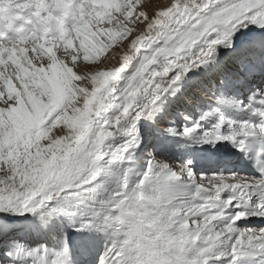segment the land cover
<instances>
[{
	"label": "snow or ice",
	"instance_id": "6c2138e0",
	"mask_svg": "<svg viewBox=\"0 0 264 264\" xmlns=\"http://www.w3.org/2000/svg\"><path fill=\"white\" fill-rule=\"evenodd\" d=\"M0 14V212L41 219L61 214L50 202H79L102 186L98 178L131 161L139 121L151 119L189 71L231 48L240 28L264 29V0H0ZM236 107L261 122L236 124L217 108L199 116L220 113L211 130L198 132L197 122L166 131L189 147L227 141L246 152L237 138H264V95ZM191 164L152 156L134 186L127 171L120 177L75 228L116 237L98 264H214L225 256L236 264L257 254L264 264V227L238 225L264 218V142L260 178L198 176ZM234 201L241 210L226 213ZM23 247L9 253L12 264H72L66 233L52 250Z\"/></svg>",
	"mask_w": 264,
	"mask_h": 264
},
{
	"label": "rangeland",
	"instance_id": "374dc122",
	"mask_svg": "<svg viewBox=\"0 0 264 264\" xmlns=\"http://www.w3.org/2000/svg\"><path fill=\"white\" fill-rule=\"evenodd\" d=\"M61 2L62 3H66V4H71L73 2V0H61ZM42 15H43V13H42ZM254 26H255V28H258V26H256V25H254ZM254 26H251L249 24L246 28H244V27H243V29L240 28L236 32V34H235V36L233 38L234 39V43H235L233 45L238 46L240 43L237 40H239L241 38L243 39L244 37H246V35L249 34L248 33L249 29L251 27H254ZM251 29H253V28H251ZM239 46L242 47V45H239ZM224 49H226V50H224ZM230 49L233 52H230ZM225 51H227L229 54L230 53H234V52H236V53L238 52V50H236V48L233 49V46H232V48H221V49L219 48L218 49V53L216 55V57H218L217 59H221L222 58V54ZM219 53H221V54H219ZM225 55H228V54H225ZM225 55H223V56H225ZM243 56H245L244 53H243V55H241L240 58H242ZM226 59L227 60L225 62L223 61V59L219 60V62L222 61L220 63H222L223 65L220 64L219 66H217L216 64H218V63H214V61H213V64H212V62H210L208 65L205 66V67H208V68L207 69L206 68L203 69V71L201 70V73H199V75H198V73H192L194 75V77H193V76H191L192 74H190V75L186 74L187 76L185 75V77H183L184 79L182 78V80L179 81L180 83H178L177 86H175V88L173 89V90H175V92H173L170 96H173L174 93H176V92L181 94V95H183L184 92H185V95H190L192 93L191 94L192 96H191V98H180V99H174V100L171 101V104H174V103H177V102H179V103L182 102V103L179 104L181 109H180L178 115H180V116L183 115V114L186 115L187 112H189L191 110L190 109L191 108V103L194 102V101L196 102L199 99L198 98L199 96L196 93L197 91H201L202 90L201 91L202 93L208 94L207 97L210 96V98L214 99V97L211 96V94H209L208 91H212L213 87L215 86V84L218 83V81H219V83L220 82L222 83V84L220 83L221 85L218 83L219 84V95L221 96V98H223V97L225 98L226 90L224 91L223 88L226 85L227 81H223L221 79H216V78H217L218 75L227 74L229 72V70H231L232 68H234L236 66L237 67L239 66V59H236V57L231 56V57L226 58ZM135 67H136V65H134L133 68L127 72L125 77L127 75H130L135 70ZM203 74H205V75H203ZM195 75H197V76H195ZM188 77H190L191 79L188 78ZM213 79H214V81H212ZM203 83L207 84L208 86L204 88L203 87ZM165 95L167 96L169 94L167 93ZM175 97H178V96H175ZM192 98L195 99V100H193ZM167 99H169V97H167ZM188 99H190V101ZM162 100H163V98H162ZM224 100L228 101L226 99H224ZM199 103H201V100L199 101ZM183 104H185L186 106L183 105ZM185 107H188V111L186 110ZM243 107H245V106H243ZM170 111L174 112L175 110L173 109V110H170ZM173 112L172 113L170 112V114H165V116L163 117V121H167L170 118H172ZM225 116H227V114H225ZM236 116H237V113H236ZM181 117L184 118L183 116H181ZM228 117H229V115H228ZM160 121H161L160 119L158 121H156L159 124V126H156L157 124L155 122L156 125H154V126H156V127L147 125L148 122L144 121V118H142L139 121L140 124L138 123V125H137L139 133H141V131H144L146 129L145 131L149 132L148 133L149 135L147 136V139H143L142 138L143 135L140 136L141 145L136 150V152H135V154H134V156H133L131 161H129L127 163H123L121 165V167L119 168V170H114L113 174L107 175V176H102L101 179H98L95 182V184H101L102 185L101 187L97 188L94 193H91L92 196L93 195L95 196V197L94 196L93 197L97 201V203L99 202L98 205H95V206L87 205V204H85L83 198L79 202H76V201L64 202L62 199H60V200H57L55 203L50 205L49 208H55V209L58 210L59 213H61V215H65L66 216V220L62 221L61 217L58 218V221L51 219L52 222L54 221L52 223L51 220H50L49 224L51 226L48 225L47 221H44V226L46 228L47 241L46 240H41L39 243H37L35 245H32L30 247L29 246V242L27 241L29 239H24L22 237H18V236H16V234L14 232L12 234H10V235L9 234L2 235V233L5 232V230L2 229L3 227H0V262L2 261L4 255H5V260L6 261H5L4 264H11V260L13 259V256L9 255V253L10 252L11 253H15V251L17 250L16 249V244H20V245L24 246L23 249H20V251H22L25 254H27L31 250L38 249L40 247V245H47L49 250L55 249L57 247V239L59 237H61L62 234L66 233L68 231L71 232L70 236L68 237L69 238V242L71 243L73 241L72 244H75V241H76V245L75 246H70V248L73 247V249L71 250V254L73 252L74 255H76V256H79L78 253L81 252V251H85L86 255H88L89 253L93 255V247L91 245H88V239L90 238V235L93 236V238H97L99 235L102 234V238H104V240H102L101 237L97 240L98 244H100L102 242L99 245L101 247V249L103 250L102 252H104L106 248L111 247L112 243L116 239V237L112 236L110 233L97 232V231L77 232L75 230V228L79 226V223L81 222V220L88 219L89 218V214L92 211L98 209L99 204L102 201L108 199L109 195L111 193H113L114 191H116L118 181H119L120 177H122L126 171L128 172L129 178H130L129 187H132V186L135 185V183L139 179L142 178V174L146 170L147 162H148L149 159L152 158V156H155L157 158H163V159L169 161L170 164L173 167H175L176 164L185 163V159H183V160L179 159V160H177V163H175L173 159L171 160L170 158H167V156H169L168 154L172 153L173 150H170V149H172L171 144L161 141V137H163V135L161 134V132L157 131L158 130L157 128L160 127V125L163 126L162 125V121L161 122ZM168 128H170V127H168ZM206 129H208V128H203L201 126V131L202 132L205 131ZM142 144H146V145H144V147L142 148ZM175 146L178 147V148L180 147L179 145H175ZM174 150H177V149H174ZM140 161H142V162H140ZM89 187H91V186H89ZM185 190H189L190 191L191 189L190 188H186ZM181 199H187V197H181ZM3 220H5V219L2 218L0 221H3ZM65 223H67V225L65 226V229L64 228L63 229L60 228L59 235H57V237H56V239L54 241L55 244L54 245L51 244V239L49 238L50 237L49 234L53 235L54 233H56V230L58 229L57 228L58 225H63L64 226ZM73 225H75V227H73ZM53 227H54V229H53ZM243 228H245V227H243ZM247 228L249 229V227H247ZM1 229H2V231H1ZM86 233H87V235L85 236ZM13 242H16V244H14ZM100 247H98L96 249V251L98 252L97 254H95L96 257L98 255L100 257L103 254V253L101 254ZM227 247H228L227 245H222L221 246V250H225ZM41 251H43V250H41ZM82 256H84L83 252H82ZM99 257H97V259H95L92 262H94V264H98ZM72 258H75V256L72 257ZM223 258H226V259L225 260H220V259H223ZM76 259H79V258H76ZM87 259H89V258H87ZM220 259L215 261L214 264H227L228 263L227 260L228 261L230 260V256L221 257ZM241 264H247V263H243L242 262ZM251 264H253V263H251Z\"/></svg>",
	"mask_w": 264,
	"mask_h": 264
},
{
	"label": "bare ground",
	"instance_id": "6f19581e",
	"mask_svg": "<svg viewBox=\"0 0 264 264\" xmlns=\"http://www.w3.org/2000/svg\"><path fill=\"white\" fill-rule=\"evenodd\" d=\"M162 2H167V0H162ZM251 26H254L253 24H250ZM244 28H246V27H244ZM251 28H253V29H251ZM250 29H249V31H248V33L249 34H247L246 35V37H244L243 39L241 38V39H239V40H237V41H239V45H242V47L241 46H236V45H233V49H235L236 48V50H238V52L237 53H239L238 55V57H241V55H243V53L241 52V50H242V48L243 47H248L250 44H255V43H252V42H254V40H253V38L254 37H264V29H262V28H260V27H258V28H255V26L254 27H251ZM243 29V28H242ZM248 30V29H247ZM243 31V30H242ZM246 34V33H245ZM256 42V41H255ZM235 44V43H234ZM232 48V47H231ZM221 49V48H220ZM224 50H226V49H224ZM229 50V49H228ZM221 52V51H220ZM230 52H233V51H231V49H230ZM223 53V52H222ZM225 54H229L227 51H225L224 52ZM222 54V56L223 55H225V54ZM234 53H236V52H234ZM242 53V54H241ZM219 54H221V53H219ZM230 54H232V53H230ZM237 57V58H238ZM227 60V59H226ZM226 60H224L223 59V61L225 62ZM216 63V62H215ZM212 64H213V62H212ZM134 65H136L135 64V62L133 63V65H131L126 71H125V73H123L122 74V76H124L125 77V75L127 74V72L129 71V70H131L132 68H133V66ZM223 65V64H222ZM207 69L208 67H205L204 65H202V66H200L199 68H194V69H192L191 71H189L188 73H187V75H190V74H192V73H198V75H199V73H201V70L203 71V69ZM215 69V68H214ZM219 70V69H218ZM230 71V70H229ZM220 73V72H219ZM186 75V76H187ZM203 75H205V74H203ZM191 76H193L194 77V75L192 74ZM195 76H197V75H195ZM185 77V76H184ZM233 77V76H232ZM188 78H190V77H188ZM184 79V78H183ZM191 79V78H190ZM182 80V79H181ZM193 80V79H192ZM186 81V80H185ZM212 81H214V79L212 80ZM211 81V82H212ZM178 83H180V82H178ZM193 83V82H192ZM204 84V83H203ZM185 85V84H184ZM183 86V85H182ZM207 87V86H206ZM207 89V88H206ZM202 91V90H201ZM194 92V91H193ZM229 92H232L231 91V88H229ZM185 93V92H184ZM183 93V94H184ZM188 93V92H187ZM186 93V94H187ZM192 94V93H191ZM201 94H203V93H201ZM198 97V96H197ZM163 98V97H162ZM191 98V97H190ZM199 98V97H198ZM193 99V98H192ZM230 99H234V97L232 96V97H230ZM256 99H258V98H256ZM162 100V99H161ZM163 100H164V98H163ZM189 101H190V99H188ZM193 100H195V99H193ZM176 101V100H175ZM184 101V100H183ZM188 101V102H189ZM185 102V101H184ZM195 102V101H194ZM182 103V102H181ZM180 104V103H179ZM183 105H185V104H183ZM186 106V105H185ZM190 106V105H189ZM184 107V106H183ZM191 109V108H190ZM173 110V109H172ZM188 111V110H187ZM171 113L173 112V111H170ZM222 113V112H221ZM155 114V113H154ZM223 114V113H222ZM226 114V113H225ZM224 114V115H225ZM228 115H229V117H228ZM236 115V114H235ZM234 115V116H235ZM153 117H154V115H153ZM152 117V119H144V121H146V122H148V124L147 125H149L150 124V120H155V118H153ZM226 118L227 119H232V120H234V119H237V118H239V120H245V122H248V123H250V122H253L252 124H259L261 121H260V118L259 117H255V116H251L247 111H242V110H239V109H237V116L236 117H232L230 114H227V116H226ZM159 120V119H158ZM205 120H208V119H205ZM143 122V121H142ZM161 122V121H160ZM211 123H212V121H210L209 122V124H207L205 127H207L208 129H206V130H211L212 129V125H211ZM140 124V123H139ZM143 124V123H142ZM156 124H158L157 122H156ZM155 124V125H156ZM199 124H201V122L199 123ZM146 125V126H147ZM226 125V124H225ZM146 130V129H145ZM144 130V131H145ZM148 130V129H147ZM158 131V130H157ZM224 131H227L225 128H224ZM202 132V131H201ZM149 134H147V135H145V136H143L142 138H144V139H147V136H148ZM140 136H142V134L140 133ZM164 136V135H163ZM116 142H120V138H116ZM221 144H223V142H218L217 143V145L215 146V147H219V146H221ZM210 147H212L211 145H209ZM215 147H213V148H215ZM176 151V150H175ZM139 155V154H138ZM180 154L177 152V154H176V156H179ZM137 157V156H136ZM170 156H167V158H169ZM135 159V158H134ZM172 160V159H171ZM170 160V161H171ZM137 161V160H136ZM125 163H127V162H125ZM192 168V167H191ZM216 167H214V169H215ZM193 169V168H192ZM194 172H196L195 170H194ZM221 173L223 174V175H232V171H230L229 170V167L227 166V167H224L223 168V170L221 171ZM236 174V173H235ZM197 175H200V174H197ZM236 175H239V176H248V175H243V174H236ZM208 176H211L210 174H208ZM102 177V176H101ZM101 177L100 178H98V179H101ZM248 177H252V176H248ZM104 178V177H103ZM102 178V179H103ZM111 181V180H110ZM224 194H227L228 196L230 195L229 193H224ZM94 196V195H93ZM92 196V194H87L85 197H83V200H84V202H85V204H87V205H91V206H95V205H98V203H97V201L94 199V197ZM97 198V197H96ZM257 198L256 197H253V200H256ZM99 200V199H98ZM57 200H54V201H52V202H50L49 204H48V208L50 207V205L51 204H53V203H55ZM210 203H218V202H210ZM237 204V202L236 201H234L233 202V206H230L228 209H226L225 211H226V213H228V214H231V213H233V212H235V211H239V210H241V208H237V207H235V205ZM241 207H242V205H241ZM54 215V214H53ZM52 215V216H53ZM52 216H49V215H44V217L42 218V219H44L45 221H46V218H51ZM0 218L2 219V218H4L5 220H3L2 222L4 223V225H5V227H6V229H8V226H10V227H17V226H19V224H26V225H28V228H30L31 226H32V224L35 222V219H37V218H39L38 216H34L33 214H31V213H26V215H24V217H23V215H19V214H17V213H12V212H0ZM261 217H259V216H248V217H246V218H244V219H242L240 222H238V225L240 226V227H242L243 228V224L244 223H247V222H255V221H257V220H259ZM0 219V220H1ZM51 220V219H50ZM263 220H264V218H263ZM58 221V220H57ZM51 222H52V220H51ZM54 222V221H53ZM52 222V223H53ZM216 223H219V222H216ZM51 226V225H50ZM55 226V225H54ZM262 227H264V225L263 226H252L250 229H257V228H262ZM53 229H54V227H53ZM57 229V228H56ZM58 230V229H57ZM56 230V231H57ZM1 231H2V229H1ZM30 231V230H29ZM14 231H12V230H8V232H7V230H5V232H3V234L2 235H7V234H12ZM32 232L33 231H31L29 234H30V236L29 237H31V234H32ZM49 235H51V234H49ZM32 239H33V237H31ZM50 238V237H49ZM48 238V239H49ZM73 242H71L70 243V246H74L75 244H72ZM76 243V242H75ZM258 255V254H257ZM251 257H253L252 259H254V260H256L255 262H256V264H258V262L260 261V259H261V257L260 256H258V257H256L255 255L253 256V255H249V256H242V257H240L239 258V260L240 261H238V263L237 264H240V263H242V262H247L248 261V259L250 258L251 259ZM226 258H223V259H220V260H225ZM231 256H230V260L229 261H231ZM72 261H73V264H76V258H72ZM229 261L227 260V264H229ZM80 262V261H79ZM254 264V263H253Z\"/></svg>",
	"mask_w": 264,
	"mask_h": 264
}]
</instances>
